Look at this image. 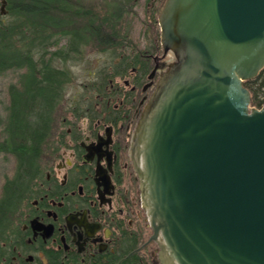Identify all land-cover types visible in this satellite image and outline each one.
<instances>
[{
  "label": "water",
  "instance_id": "1",
  "mask_svg": "<svg viewBox=\"0 0 264 264\" xmlns=\"http://www.w3.org/2000/svg\"><path fill=\"white\" fill-rule=\"evenodd\" d=\"M159 25L175 60L135 151L161 261L264 264V106L246 87L264 70V0H166Z\"/></svg>",
  "mask_w": 264,
  "mask_h": 264
},
{
  "label": "flooded vegetation",
  "instance_id": "2",
  "mask_svg": "<svg viewBox=\"0 0 264 264\" xmlns=\"http://www.w3.org/2000/svg\"><path fill=\"white\" fill-rule=\"evenodd\" d=\"M165 2L148 0L147 12L157 5L162 11ZM157 26L151 41L157 51L148 55L153 69L143 83L125 80L124 98L95 99L80 120L71 115L68 130L57 133L54 123L44 142L43 175L34 182L10 257L1 264H161V243L154 238L140 195L135 151L148 97L175 60L165 53ZM151 42L147 39L143 50ZM139 187L138 195L134 191Z\"/></svg>",
  "mask_w": 264,
  "mask_h": 264
},
{
  "label": "trees",
  "instance_id": "3",
  "mask_svg": "<svg viewBox=\"0 0 264 264\" xmlns=\"http://www.w3.org/2000/svg\"><path fill=\"white\" fill-rule=\"evenodd\" d=\"M4 1L7 14L0 11V75L24 69L26 73L21 87L10 89L6 118L0 116L4 135L0 154L11 155L17 161L16 174L6 181L0 199V264L10 257L25 204L31 200L34 182L43 175L44 142L74 82V64L84 61L88 53L104 56L96 80L85 88L90 96L109 100L125 95V80L143 83L151 75L152 59L148 55L157 51L151 42L153 32L147 36L150 48L143 50L130 38L132 29L125 26L127 18L137 14L134 10L139 0H107L101 13L86 9L80 0ZM161 8L157 5L148 12L152 22L147 30L157 26ZM246 87L252 94V106L261 109L264 70ZM90 98L70 108L76 120L95 104Z\"/></svg>",
  "mask_w": 264,
  "mask_h": 264
},
{
  "label": "rangeland",
  "instance_id": "4",
  "mask_svg": "<svg viewBox=\"0 0 264 264\" xmlns=\"http://www.w3.org/2000/svg\"><path fill=\"white\" fill-rule=\"evenodd\" d=\"M80 1L82 2L84 6L87 7L86 9L92 8L94 9V11H98L101 13L104 7V3L107 0H80ZM147 5H148V0H139V3L138 5L135 6V10H134V13H137V14L129 16L125 24L126 27H130L132 29L130 38L133 40L135 44L139 45L141 49H144L146 45L147 36L151 35L153 32L152 31L153 27L151 28L152 30L151 29L147 30L149 25L152 22L151 16H149L147 12L148 11ZM5 20H7V18ZM157 27H158L157 28V32H158V30L160 31V26L158 25ZM147 31H149V33H147ZM61 47H64V42L61 44ZM103 59H104L103 55H100L98 53H93V52L88 53L84 61L74 64V66L72 67L71 71L73 74L74 82L72 86L70 87V89L68 90V93L66 96V102L58 109L56 113V122H55L54 129L55 131H57V133L58 131H62V130L64 131V130H68L71 128L68 124L64 123V119H66L67 121L69 119H72L71 117L72 113L69 110L70 108L74 107L73 106L74 104L81 102V100L87 99L90 97H91L90 101L95 102V99H96L95 95L90 96V92L85 87L89 83H92L93 81L96 80L100 72L99 70L102 67ZM25 73H26V70H16V71L7 72L3 75H0V116H2L3 118H6L7 108L10 105V100H11L10 89L13 86H16L18 88L21 87L22 75H24ZM162 76L160 78H162ZM153 94L148 97L147 107H148V104ZM147 107H146L144 114L147 111ZM135 137H136V133H135ZM3 139H4L3 131L2 129H0V142H2ZM16 170H17L16 159L12 157L11 155L0 154V199L3 196V188H4L6 181L8 179H12L15 176ZM128 172H129L130 178L132 179L133 173L130 170H128ZM140 184H141V189H142V183ZM139 190H140V187L137 188L134 192L136 194L141 193V191ZM140 195L143 198V203L145 205L143 193ZM145 209H146V206H145ZM151 231L152 230L149 229L150 235L152 234ZM161 253L162 251H160L159 253L160 260H161ZM160 262L161 264H163L162 261Z\"/></svg>",
  "mask_w": 264,
  "mask_h": 264
},
{
  "label": "bare ground",
  "instance_id": "5",
  "mask_svg": "<svg viewBox=\"0 0 264 264\" xmlns=\"http://www.w3.org/2000/svg\"><path fill=\"white\" fill-rule=\"evenodd\" d=\"M141 163H142V161H141Z\"/></svg>",
  "mask_w": 264,
  "mask_h": 264
}]
</instances>
